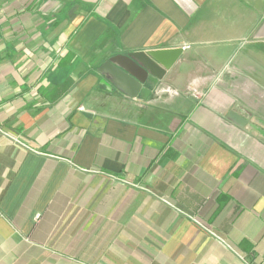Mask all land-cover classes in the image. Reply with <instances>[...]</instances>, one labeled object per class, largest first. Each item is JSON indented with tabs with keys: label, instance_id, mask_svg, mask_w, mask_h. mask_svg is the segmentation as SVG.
<instances>
[{
	"label": "crops",
	"instance_id": "obj_1",
	"mask_svg": "<svg viewBox=\"0 0 264 264\" xmlns=\"http://www.w3.org/2000/svg\"><path fill=\"white\" fill-rule=\"evenodd\" d=\"M176 48L146 99L97 72ZM240 256L264 264V0H0V264Z\"/></svg>",
	"mask_w": 264,
	"mask_h": 264
},
{
	"label": "water",
	"instance_id": "obj_2",
	"mask_svg": "<svg viewBox=\"0 0 264 264\" xmlns=\"http://www.w3.org/2000/svg\"><path fill=\"white\" fill-rule=\"evenodd\" d=\"M181 53V48H176L117 55L104 61L97 72L122 94L146 99L149 90L145 85H155L161 81ZM228 119L238 127L246 124L242 117L233 112L228 114Z\"/></svg>",
	"mask_w": 264,
	"mask_h": 264
},
{
	"label": "built area",
	"instance_id": "obj_3",
	"mask_svg": "<svg viewBox=\"0 0 264 264\" xmlns=\"http://www.w3.org/2000/svg\"><path fill=\"white\" fill-rule=\"evenodd\" d=\"M10 138V137H9ZM13 142H17L16 139L11 138ZM241 260L245 263V264H253L251 261L247 260L244 256H240Z\"/></svg>",
	"mask_w": 264,
	"mask_h": 264
},
{
	"label": "trees",
	"instance_id": "obj_4",
	"mask_svg": "<svg viewBox=\"0 0 264 264\" xmlns=\"http://www.w3.org/2000/svg\"><path fill=\"white\" fill-rule=\"evenodd\" d=\"M69 1H73V0H69ZM109 30H110V29H107L106 34H107V33H111V32H109ZM105 36H106V35H105ZM107 36H108V35H107ZM69 85H70V84H69ZM64 86H65V84H64Z\"/></svg>",
	"mask_w": 264,
	"mask_h": 264
},
{
	"label": "rangeland",
	"instance_id": "obj_5",
	"mask_svg": "<svg viewBox=\"0 0 264 264\" xmlns=\"http://www.w3.org/2000/svg\"><path fill=\"white\" fill-rule=\"evenodd\" d=\"M97 45H99V43Z\"/></svg>",
	"mask_w": 264,
	"mask_h": 264
}]
</instances>
